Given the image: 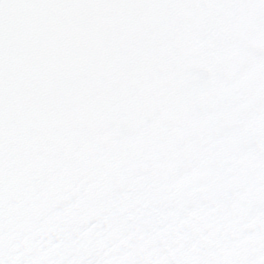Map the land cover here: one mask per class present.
<instances>
[{"label": "snow or ice", "instance_id": "6c2138e0", "mask_svg": "<svg viewBox=\"0 0 264 264\" xmlns=\"http://www.w3.org/2000/svg\"><path fill=\"white\" fill-rule=\"evenodd\" d=\"M0 264H264V0H0Z\"/></svg>", "mask_w": 264, "mask_h": 264}]
</instances>
